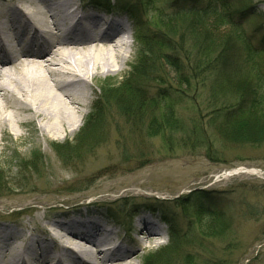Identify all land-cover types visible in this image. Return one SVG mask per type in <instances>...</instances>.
<instances>
[{"label": "rangeland", "instance_id": "obj_1", "mask_svg": "<svg viewBox=\"0 0 264 264\" xmlns=\"http://www.w3.org/2000/svg\"><path fill=\"white\" fill-rule=\"evenodd\" d=\"M71 1L82 11L124 20L127 61L90 81L89 103L66 138L37 137L31 124L0 132V223L18 230L28 223L23 230L39 234V220L79 215L114 230L116 243L130 244L133 225L145 219L156 239L138 235L142 246L133 264H264V129H251L260 139L254 141L253 133L242 136L241 128L225 126L214 114L240 106L238 100L247 96L225 87L218 73L208 79L189 74L188 84L178 82L161 59L164 50L135 36L137 19L142 33L161 31L155 10L171 11V0ZM238 2L251 7L252 15L242 21L244 32L264 46V0H233L227 11L235 12ZM131 7L138 9L137 19ZM20 9L27 11L25 5ZM173 26L167 36L177 61L196 64L201 48L211 45V33L205 25L197 28L191 17ZM225 27L216 31L211 55L231 46L237 55L232 67L242 68V50ZM161 95L172 102L175 124L150 135V119L158 123L166 102L158 100ZM196 123L199 130L192 127ZM234 168L240 171L218 177ZM196 190H204L206 199ZM207 198L225 212L226 229L217 227L214 236H201L192 223V212L207 205ZM164 219L176 220L190 238L170 246Z\"/></svg>", "mask_w": 264, "mask_h": 264}, {"label": "bare ground", "instance_id": "obj_2", "mask_svg": "<svg viewBox=\"0 0 264 264\" xmlns=\"http://www.w3.org/2000/svg\"><path fill=\"white\" fill-rule=\"evenodd\" d=\"M128 31L123 19L82 11L71 0H0V132L31 124L37 137L72 134L89 103L90 81L126 63ZM37 226L33 234L23 230L28 223L22 230L0 223V264H133L138 235L156 239L145 219L133 225L130 244L79 215Z\"/></svg>", "mask_w": 264, "mask_h": 264}, {"label": "trees", "instance_id": "obj_3", "mask_svg": "<svg viewBox=\"0 0 264 264\" xmlns=\"http://www.w3.org/2000/svg\"><path fill=\"white\" fill-rule=\"evenodd\" d=\"M230 1L233 0H171V11L168 9L155 10L161 31L151 34L154 35L153 37L142 33V29L140 28L141 22H139V19L136 18L138 9L131 7V13H134L132 17L138 20L135 25V36L140 41L148 44L149 47L151 45L155 48L157 45L160 50H164L161 59L170 69H172L178 82L188 84V81L190 80L189 74H191V77L198 75L202 76V74H205V77L208 79V75L218 73L217 76H220L225 87H232L235 89L241 98L247 96L244 100H238V104H241L240 106L234 105L230 107L228 111L220 110L218 113L214 112V114H217V119L221 118L225 126L229 125L235 127V130L241 128V135L247 136L248 132L253 133L252 130L254 128H256V131L264 129V46L258 45V39L253 38V36L243 30L242 21L244 23L246 17H250L252 15V13H250L251 7L248 8L249 5L242 6L238 2L236 3L238 9H236L235 12L227 11L226 4ZM150 2L151 0H147V4ZM247 8L250 9L249 12ZM128 10L130 11V8H128ZM189 17L193 18L197 28L202 29V25L206 26V31L211 33L209 40H207H211V47H214L217 43L214 37L216 31H219L218 29L221 27H228L232 40H235V43L239 46L240 51L242 50L243 58L240 59L242 61V68L232 67L233 59L234 57H237V55L236 52L233 53L230 49L231 46L223 48L216 55H211L213 51L209 46L210 43H208L209 48H205V46L199 51L197 57L198 61L196 62V64L200 62L199 65H196L191 61L188 62L189 65L187 63H179L177 61V56L174 54L175 48L170 45L172 43V39L167 36V32L172 31V33H174L175 29H173V25L178 24L180 21ZM192 27L194 28L193 30L196 29L193 24ZM225 28L223 31L227 30V28ZM190 32L193 31L190 30ZM177 33L178 32L176 31L175 34ZM254 41L256 43H254ZM233 46H235L234 42ZM176 50L181 51L180 43H177ZM232 55L233 58L231 60ZM141 71L144 73L146 70L142 67ZM235 71L236 73L240 71L237 78L234 77ZM194 78L195 77H192V79ZM104 96L106 95H103V97ZM158 100H166V102L162 107L163 112L158 119V123L157 121L150 119L149 127L147 128L149 130L148 134L150 135H156L159 131L172 126L175 120L174 113L172 112V102L169 100V97L167 95H161ZM130 109L131 108H128V110ZM197 125L200 126L196 123L193 124L192 127H194L195 130H199ZM253 134L252 139L256 137L254 141H260L257 134ZM262 136L263 135H261V138ZM36 157L37 156H33L32 160ZM31 163H33V161H31ZM195 193L199 195V199H204L206 197L205 194H207L204 190H196ZM207 199H209L207 205L198 206L192 212V223L196 226L197 230L200 231L199 234L201 236H214V234H216L215 231L217 227L222 228L224 226L221 219L224 218L225 212L221 207H219L216 202L217 200L214 198ZM164 221L170 227V246L174 247L179 240L190 238L180 232L175 222L171 224L169 219H164ZM225 227L226 225L221 229V231L226 229Z\"/></svg>", "mask_w": 264, "mask_h": 264}]
</instances>
